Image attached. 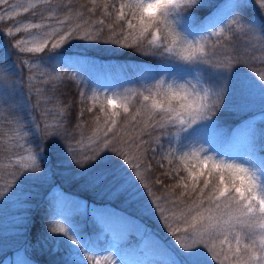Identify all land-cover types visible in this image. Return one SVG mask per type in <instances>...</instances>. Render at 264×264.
Here are the masks:
<instances>
[{
	"label": "trees",
	"instance_id": "trees-1",
	"mask_svg": "<svg viewBox=\"0 0 264 264\" xmlns=\"http://www.w3.org/2000/svg\"><path fill=\"white\" fill-rule=\"evenodd\" d=\"M90 2L91 0H53L57 8L71 4L73 13L83 10ZM126 2L127 0H108L109 4L117 6ZM143 2L147 3L148 0ZM98 3H104V0H98ZM229 3L231 0H200L199 4L185 11L209 26L216 25L218 31L222 27L219 24L231 11L230 7H224ZM109 11L115 13V8H109ZM102 12L103 9H100L91 17L94 27H90L89 31L100 27L95 21L103 18ZM60 14L64 15L63 12ZM242 14L246 20L251 21V34L239 33L233 36L225 28L224 35L230 37L228 40L216 35H204L202 39L197 37L204 44L205 52L215 55L213 63L217 60L227 62L229 57H235L237 51L244 61L242 64L229 65L234 73L224 96V103L219 106L209 123L215 130L224 132V137L226 135L230 140L241 135L248 136L252 166H264V119H252L254 98L251 81L253 77L264 76V10L259 9L253 0H248V6L242 10ZM29 17L36 19L31 13H24L19 19ZM12 22H0V68L5 71V84L9 93L6 102L0 104V264H64L67 249L72 246L59 235L50 233L51 228L62 223L54 218L56 213L74 216L81 227L89 232L97 230L94 216L107 229L110 234L100 239L93 238L91 243L85 241V248H89L90 253L97 255L106 248L109 239H117L122 253L119 256L124 260H140L148 264L151 261L162 262L163 254L150 252L149 248L154 241L161 248L176 251V237H173L172 231L176 227H185L180 222L179 209L173 217L168 212L170 203L162 202L160 207L169 216L166 222L159 208L155 211L147 210L148 204L139 190L133 189L136 193L134 197L128 193L115 195L114 186L91 184L86 174L79 175L82 169L70 163V157L64 153V145L71 142L79 150L87 152L99 143L102 149L110 150V145L102 142L111 137L112 132H116L122 140L117 146L123 147L129 153L128 159L132 161L128 165L129 171H135L133 165L138 163L139 171L145 178L141 180V185L147 183L152 190L148 199L153 201V207L157 197L169 196L174 199L180 189H175L173 195L174 180L165 173L179 170L185 164L195 167L204 155V144L200 142L208 143V138L194 133L187 137L188 141L182 140L178 126L173 124L160 129L146 126L151 124L150 121H145V124L131 121L130 117L145 103H149L137 93L147 95L145 88H150L154 81L163 79L162 91L169 85L179 91V85H184L191 93L190 99L203 97L204 89L210 88L217 80L214 70L200 63L202 58L199 56L196 61L182 59L188 53L184 51L187 45L181 43L176 46L170 63L177 67L191 68L192 71L184 70L183 75L163 73L166 69L161 66V58L144 51L145 45L137 48L123 46L126 43L123 40L119 43L104 42L111 39L107 28L101 34L100 41L72 39L51 50L52 55L60 54L63 63L46 60L45 67H27L30 64H21L22 59L33 60L47 56L50 49L39 54L18 53L12 47L16 37H9L4 32L12 26ZM106 23L110 21L106 20ZM217 41L222 42L221 46L214 48ZM70 44L74 46L71 47ZM40 63L38 61L34 65ZM78 69H90L91 74L85 78L80 77ZM111 90L121 92L126 103L122 102L115 108L108 105ZM157 98L163 100L164 97L161 95ZM211 101L209 92L208 102ZM173 104L179 107L177 102L174 101ZM124 106L129 108L128 113L123 111ZM113 112L119 115L112 117L116 122L115 126L112 132L105 135V128L112 126L111 121H106V116H111ZM143 115L141 112L137 121ZM45 125L49 128H69L76 140L46 139L45 150L51 161L47 175L41 178L36 175L25 176L23 173L26 164L19 162L18 157L35 150L39 138L33 133L43 129ZM134 137L141 143L139 149L133 143ZM169 140L173 141L172 145ZM160 145H163L162 149ZM176 147L185 152L176 151ZM152 149L157 151L154 153ZM137 156L141 157L139 161L136 160ZM240 156L226 162L244 163ZM180 174L185 175L184 172ZM13 192L16 194L13 195ZM120 215L133 218L139 229L135 225L123 223ZM169 224L172 225L171 228ZM239 231L241 243L255 240L254 247L258 251L261 239L259 224L241 227ZM129 233L133 235L127 239ZM203 239L205 243L212 239L217 252L221 251L220 237L210 238L205 235ZM232 239L231 235L228 236L229 241ZM208 256L206 264H218L211 252ZM81 264H87V261L81 258Z\"/></svg>",
	"mask_w": 264,
	"mask_h": 264
},
{
	"label": "snow or ice",
	"instance_id": "snow-or-ice-1",
	"mask_svg": "<svg viewBox=\"0 0 264 264\" xmlns=\"http://www.w3.org/2000/svg\"><path fill=\"white\" fill-rule=\"evenodd\" d=\"M253 2L259 9L264 10V0H253ZM199 3L200 0H150L147 3L143 0H127L126 3H120L117 6L109 4L108 0H104V3L91 0L90 5L73 13L71 4L57 8L53 4V0H30L27 5L23 6V11L31 13L36 19L30 23L9 27L6 34L9 37H16L12 47L20 54H39L44 53L45 49H50L47 56L20 61L21 64L27 66L44 60L63 63L60 60V54L52 55L51 50L57 49L72 39L100 41L101 34L107 28L111 39L104 42L119 43L123 40L126 42L123 46L137 48L145 45L144 51L149 55L161 58V66L166 69L163 73L174 75H183L185 74L184 70L192 71L191 68L177 67L170 63L176 46L181 43L186 44L187 48L184 51L188 54L182 58L185 61H196L198 56L201 57L199 62L214 70L216 82L210 85V88L204 89L203 97L196 96L190 99L191 93L185 89L184 85H179V91L174 90L171 85L162 91L164 80L154 81L152 87L145 88V91L148 92L147 95L137 93L142 95L145 102L149 103H145L130 117L131 121L138 124L150 121L151 124L146 126L152 128L163 129L167 124H173L178 126L180 132H185L193 128V125H200L213 119L219 106L224 103V96L234 73L229 65L244 62L243 57L237 51L235 57H229L227 62L217 60L213 63L216 60L215 55H208L205 52L204 44L200 43L197 37L202 39L204 35H216L228 40L230 37L224 35L225 28L233 36L239 33L249 35L253 31L251 21L246 20L242 14V10L248 6V0H235L234 3L224 5V7H230L231 11L219 24L222 27L218 31L216 25L209 26L208 23L185 11ZM4 5H8V7L4 8L3 13H0V22L12 20L18 15L17 5L9 4V0H0V7ZM109 8H115V13L110 12ZM100 9H103L101 13L103 18H97L95 21L100 27L89 31L90 27H94L91 17ZM61 12L64 13L63 16H61ZM106 20L110 23H106ZM22 31L28 33L29 36L20 39L18 34ZM262 39H264V33H262ZM221 43V41H217L214 48L221 46ZM171 69L176 70L172 71ZM5 75V71L0 68V104L5 103L9 95L8 86L5 84ZM256 80L260 84V91L264 92V76H260ZM209 92L212 96L210 103L208 102ZM161 95L164 97L163 100L157 98ZM174 101L179 104L178 108L174 106ZM107 104L112 108L117 106L116 100L111 98L107 100ZM123 111L128 113L129 108L124 106ZM141 112L144 113L143 118L137 121ZM118 115L119 113L113 112L111 116H106V121H111L112 126L105 128V135L112 132L116 123L112 117ZM252 119L254 120L255 117ZM33 134L39 138L38 143L28 158L30 162L24 165L23 174L25 176L36 175L37 178H41L47 175L51 164L45 150V140L51 138L54 141H75L76 137L69 128L61 126L49 128L47 125L43 129L36 130ZM102 143L110 145V150L102 149L98 143L97 147L83 152L69 142L64 145V153L70 157V163L82 169L79 175L86 174L88 181L93 185L114 186L115 195L128 193L133 197L136 195L133 189L139 190V194L146 199L147 210L155 211L156 208H159L166 222L169 220V216L165 214V209L160 207L161 203L164 201L170 203L171 207L168 212L173 217L176 216V211L179 209L180 222L185 227L182 229L176 227L172 231L173 237H176L174 241L176 251L161 248L153 241L149 251L162 253L164 259L162 262L151 261L150 264H206L209 252L213 254L218 264H250V262L264 264V166H251V161L248 164L217 161L213 156L207 154L209 149H204L203 158L195 167L185 164L179 170L165 173L174 180L173 195H175V189H180V192L174 199L169 196L157 197L155 207H153V201L148 199V194L152 191L151 188L147 183L143 185L140 183L145 178L139 171V164L133 165L135 171H129L128 165L132 163L128 159L129 153L124 151L123 147L117 146L122 143L121 138L117 136L116 132H112V136ZM133 143L138 149L140 148L141 143L135 137ZM143 143H147V141H143ZM169 144L172 145L173 141L169 140ZM160 148L162 149L163 145H160ZM152 151L155 153L157 149H152ZM176 151L185 152L177 147ZM139 159L141 157L137 156L136 160L139 161ZM169 163H171L170 160ZM160 166L163 167V164ZM181 172H184L185 175H181ZM157 183L162 184L163 181H157ZM15 194L13 192V195ZM152 195L155 196V193L152 192ZM54 218L62 223L51 228L50 233L59 235L72 246L67 249V259L64 264H81V258L86 260L87 264H101L97 257L104 256L106 253H114L115 257H118L114 249L102 255H96L88 252L85 248V241L91 243L93 238L100 239L110 234L96 217L93 216L97 225V230L94 232L85 230L70 214L56 213ZM120 219L123 223L135 225L139 229V225L133 218L120 215ZM254 223H258L261 229L258 251L254 247L255 240L251 243H241L242 237L239 231L241 227H252ZM168 226L172 227L171 224ZM181 232L183 235H180ZM131 235L133 234L129 233L127 239ZM145 235L147 234L145 233ZM205 235L210 238L220 237L221 251L217 252L212 239L205 243L203 239ZM230 235L233 238L232 241L228 240ZM115 257L110 262L106 259L105 264H117ZM120 264H122L121 261Z\"/></svg>",
	"mask_w": 264,
	"mask_h": 264
},
{
	"label": "rangeland",
	"instance_id": "rangeland-1",
	"mask_svg": "<svg viewBox=\"0 0 264 264\" xmlns=\"http://www.w3.org/2000/svg\"><path fill=\"white\" fill-rule=\"evenodd\" d=\"M234 1L235 0H231V3H233ZM29 2H30V0H9V4L17 5L16 12L18 13V15H16L12 19V21H13L12 26L10 25L9 27H13L14 25H19V24H23V23H30L34 20L32 17H29L27 19H19V17L25 13L23 11V6L27 5ZM148 2H150V0H148ZM7 7H8V5H4V6L0 7V13H3L4 8H7ZM5 21H10V20H5ZM7 29L4 31L5 33H7ZM33 31H36V30H33ZM18 36L20 39H24L25 37H28L29 34L22 31L21 33L18 34ZM70 45H72V44H70ZM73 46H74V44L71 47H73ZM30 65L27 67H32V68H36V69L38 66L45 67L46 60H44L43 63L41 62L40 65H37V66L34 64H33L34 66H30ZM90 74H91L90 69H78V76H80V77L85 78V76L90 75ZM259 77L260 76L251 78L252 79L251 81H252L253 98H254V105H253V114L254 115L253 116L255 117V119H262V117L264 115V92L260 91V84L256 80ZM125 93L128 94L127 91H125ZM110 98L116 100L117 106H118V104H120L122 102L126 103L125 99L122 98V93L116 92L115 90L110 91L109 99ZM194 133H197L201 136L204 135L205 138L206 137L208 138V143H205L202 141L201 142L199 141V142L204 144L205 149H209L207 154L213 156V158H216L219 160L222 159V160L227 161V160L233 159L235 156L241 155L240 157L245 164H248V162L251 161L252 165H253V159L249 156L250 140H249L248 136L241 135V136H238L236 138H232L230 140V138L226 137V135L224 137V134H225L224 132L219 131V130H215L211 126L209 121L204 122L200 125H193V128L188 129L185 132H180V135L182 136V140L188 141L189 138H187V137L190 134H194ZM29 156H30V154H23L20 157H18V160L22 164H28L30 162L28 159ZM83 204H86V203H83ZM119 246H120L119 240H117V239L110 240L109 239V242L107 243L106 248L101 250L97 255H102L105 252L114 249L116 251V254L118 257H115L114 253H106L104 256L97 257L98 259H100L101 264H105L106 259L110 262L113 259V257H115L117 264H120V261L122 262V264H148L146 261L135 260L133 262H128V261L124 260V258L119 256L120 254H122ZM86 249H87V251L90 250L89 248H86ZM6 264H9V262Z\"/></svg>",
	"mask_w": 264,
	"mask_h": 264
}]
</instances>
